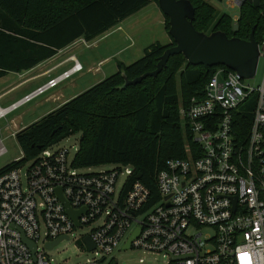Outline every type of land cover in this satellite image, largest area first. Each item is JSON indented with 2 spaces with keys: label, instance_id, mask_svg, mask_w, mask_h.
I'll use <instances>...</instances> for the list:
<instances>
[{
  "label": "built area",
  "instance_id": "2783aa9c",
  "mask_svg": "<svg viewBox=\"0 0 264 264\" xmlns=\"http://www.w3.org/2000/svg\"><path fill=\"white\" fill-rule=\"evenodd\" d=\"M252 1L230 0L228 6L239 8L240 15L241 6ZM257 7L264 17V0ZM76 41L89 46L84 38ZM258 43L259 66L264 40ZM68 61H73L70 68L0 113L84 69L72 54L49 71ZM254 77L242 78L218 66L203 97L180 106L183 127L196 145L186 143L187 156L169 159L157 173L155 198L139 178L128 183L135 173L131 164L81 172L86 167L75 166L76 154L71 156L61 141L28 161H21L22 153L15 167L0 173V264H56L49 250L57 244H47L73 235L92 253L75 264H117L114 252L119 246L143 250L152 257L150 264H264V78L256 86L246 82ZM249 105L251 123L244 129L239 112ZM6 152L0 138V155ZM59 189L80 212L78 223ZM206 227L213 233L204 236ZM137 228L138 235L125 248ZM24 236L35 243V251ZM140 263L146 264L145 258Z\"/></svg>",
  "mask_w": 264,
  "mask_h": 264
},
{
  "label": "trees",
  "instance_id": "16d2710c",
  "mask_svg": "<svg viewBox=\"0 0 264 264\" xmlns=\"http://www.w3.org/2000/svg\"><path fill=\"white\" fill-rule=\"evenodd\" d=\"M151 1L158 0H0V78L21 73L52 58L80 38L91 40L108 31ZM194 5L196 29L210 33L224 31L229 37L248 39L253 27L258 42L264 40V17L260 8L245 2L240 8L239 28L227 12L216 10L207 0H190ZM165 16V15H164ZM166 30L169 18L165 16ZM172 45V44H171ZM170 44L154 42L142 58L69 99L42 119L16 132L23 159L35 158L42 149L81 131L74 164L92 167L131 164L135 173L129 184L139 180L155 198L157 173L167 161L187 156L186 143L195 146L183 127L180 106L193 97L202 98L216 67L191 65L183 54L170 57L157 76L128 85L123 73L134 79L157 67ZM179 79V87L177 83ZM242 107L240 125L249 127L252 114ZM241 127V128H242ZM17 165L14 160L0 173Z\"/></svg>",
  "mask_w": 264,
  "mask_h": 264
},
{
  "label": "rangeland",
  "instance_id": "374dc122",
  "mask_svg": "<svg viewBox=\"0 0 264 264\" xmlns=\"http://www.w3.org/2000/svg\"><path fill=\"white\" fill-rule=\"evenodd\" d=\"M214 5L216 10L227 12L232 17L239 15V8H230V0H207ZM162 13V14H161ZM163 12L155 1L147 5L143 10L127 17L120 24L114 25L108 31L87 40V44L82 41H75L68 47L60 50L49 60L39 63L34 68L17 73L9 72L0 78V92L4 91L21 81L34 76L35 78L13 91L11 99L1 102L2 105L10 104L30 93L37 87L46 83L50 78L62 73L73 65V61H68L52 71L54 65L74 54L83 64L84 69L73 74L68 79L60 82L56 87L47 89L31 100L17 106L0 117V138H2L7 152L0 155V169L22 156V150L17 142L14 132L25 125L42 119L51 111L60 107L69 99L87 90L92 85L104 78L116 73L120 62L130 64L145 54V49L154 42L162 44H173V39L165 29ZM238 22L234 19V23ZM121 25V28L118 26ZM85 39V38H84ZM264 78V60L261 59L257 74L253 79L246 81L251 85H259ZM179 87V79L177 77ZM82 132L76 131L67 135L61 140L60 146L70 149L71 156L77 153ZM111 165L104 164L92 166L91 169L83 168L81 172H98L108 169ZM86 229H77V234L85 232ZM204 236L212 234L213 229L206 227L203 230ZM56 264L79 263L92 257V253L76 240V235L70 239L60 241L54 248L49 250ZM114 256L117 264H141L140 258H145L146 264L151 263V256L141 249H123L119 246Z\"/></svg>",
  "mask_w": 264,
  "mask_h": 264
},
{
  "label": "water",
  "instance_id": "95a60500",
  "mask_svg": "<svg viewBox=\"0 0 264 264\" xmlns=\"http://www.w3.org/2000/svg\"><path fill=\"white\" fill-rule=\"evenodd\" d=\"M252 3L256 7L259 6V0H253ZM158 5L163 14L169 18L168 33L173 39V44L167 47L160 56L155 70L148 71L134 79H129L123 73L125 83L122 88L140 83L147 76H157L167 66L170 57L176 54H183L189 64L203 65L207 70L223 65L236 71L242 78L255 76L260 56L259 43L255 38V27L252 28L248 39L237 36L229 37L221 30L207 33L196 29L194 25L196 9L190 0H158ZM238 28L239 24L235 22L233 29L236 31ZM140 176L138 174L137 178ZM59 194L68 213L78 223L80 212L70 207L62 195L61 189H59ZM138 233L139 228L128 239L125 248L130 246V242ZM23 238L35 251V243L27 240L25 236ZM61 239L62 237H59L55 241L49 242L47 246L52 248ZM85 241L90 249L94 248V244L88 237Z\"/></svg>",
  "mask_w": 264,
  "mask_h": 264
},
{
  "label": "crops",
  "instance_id": "0c3cea01",
  "mask_svg": "<svg viewBox=\"0 0 264 264\" xmlns=\"http://www.w3.org/2000/svg\"><path fill=\"white\" fill-rule=\"evenodd\" d=\"M152 2H153V1H151L150 3H152ZM150 3H149V4H150ZM156 3H157V2H156ZM149 4H147V5H149ZM147 5H146V6H147ZM157 5H158V3H157ZM146 6H144V7L141 8L140 10H138V11L132 13L131 15H133V14H135V13H137V12L143 10ZM158 6H159V5H158ZM161 14H162V13H161ZM131 15H129V16H131ZM163 15H164V14H163ZM129 16H127V17H129ZM127 17H126V18H127ZM126 18H124V19H126ZM124 19H123V20H124ZM123 20H122V21H123ZM122 21H120L118 24H120ZM161 22L165 25V16L163 17V21H161ZM118 24H117V25H118ZM119 27H121V25H119L118 28H119ZM165 29H166V25H165ZM67 47H68V46H67ZM50 59H51V58H50ZM47 60H49V59H47ZM79 61H80V60H79ZM34 78H35L34 76L29 77V78H27V79L21 81L20 83L14 85V86H12V87H10V88L4 90V91H1V92H0V108H6V107H8L9 105H11L12 103H14L15 101H13V102H11L10 104H7V105H2V104H1V102H6L7 100H9V99H11V98L13 97V96H10V94H11L13 91H15V90L18 89L19 87H21V86L27 84V83L29 82V80L32 81ZM25 95H26V94H25ZM21 98H22V97H21ZM18 100H19V99H18ZM16 101H17V100H16ZM3 116H4V115H3ZM24 127H26V126H25V125L21 126V127L18 129V131L21 130L22 128H24ZM14 133H16V132H14Z\"/></svg>",
  "mask_w": 264,
  "mask_h": 264
},
{
  "label": "bare ground",
  "instance_id": "6f19581e",
  "mask_svg": "<svg viewBox=\"0 0 264 264\" xmlns=\"http://www.w3.org/2000/svg\"><path fill=\"white\" fill-rule=\"evenodd\" d=\"M8 112V110H2L0 113V117H2L3 115H5Z\"/></svg>",
  "mask_w": 264,
  "mask_h": 264
}]
</instances>
